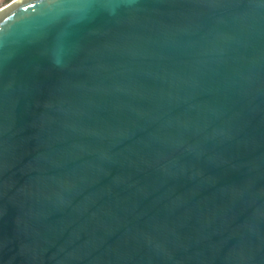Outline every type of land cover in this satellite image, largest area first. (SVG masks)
Wrapping results in <instances>:
<instances>
[{"label": "water", "instance_id": "1", "mask_svg": "<svg viewBox=\"0 0 264 264\" xmlns=\"http://www.w3.org/2000/svg\"><path fill=\"white\" fill-rule=\"evenodd\" d=\"M0 264H264V0L2 8Z\"/></svg>", "mask_w": 264, "mask_h": 264}, {"label": "rangeland", "instance_id": "2", "mask_svg": "<svg viewBox=\"0 0 264 264\" xmlns=\"http://www.w3.org/2000/svg\"><path fill=\"white\" fill-rule=\"evenodd\" d=\"M15 0H0V10L7 5L11 4Z\"/></svg>", "mask_w": 264, "mask_h": 264}]
</instances>
